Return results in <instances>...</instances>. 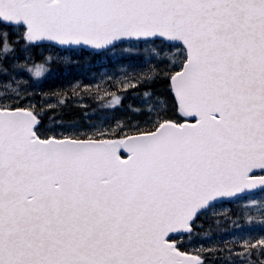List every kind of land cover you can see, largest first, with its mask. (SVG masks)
Masks as SVG:
<instances>
[{"label":"snow or ice","instance_id":"6c2138e0","mask_svg":"<svg viewBox=\"0 0 264 264\" xmlns=\"http://www.w3.org/2000/svg\"><path fill=\"white\" fill-rule=\"evenodd\" d=\"M0 264H264V0H0Z\"/></svg>","mask_w":264,"mask_h":264}]
</instances>
